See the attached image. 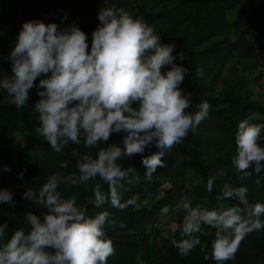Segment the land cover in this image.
I'll return each mask as SVG.
<instances>
[{"label":"clouds","instance_id":"9594fccd","mask_svg":"<svg viewBox=\"0 0 264 264\" xmlns=\"http://www.w3.org/2000/svg\"><path fill=\"white\" fill-rule=\"evenodd\" d=\"M98 21L89 40L78 23L61 27L43 19L27 20L7 57L11 74L0 75V90H6L9 103L21 108L29 104L30 90L36 88L35 132L54 151L62 152L69 143L88 149L101 146L96 154L85 151L79 156L77 171L52 172L38 192L27 187L23 197L46 211L37 214L30 206L24 213L28 227L16 229L6 241L8 221L0 223V264H107L114 245L106 225L116 222L109 219L107 209L90 215L88 204L100 207L110 202L120 209L134 205L136 197L122 201L121 190L135 168H125L121 159L155 146L158 151L142 156L144 177L151 181L158 166L165 165L162 157L209 115L207 101L197 111L189 110L191 98L182 87L189 69L183 54L175 52L174 40L164 41L144 17L115 3L101 6ZM197 75H203L202 68ZM113 134L121 137L119 142H110ZM262 140L264 122L248 117L239 121L232 165L241 180L257 174L258 186L264 179L259 175L264 172ZM68 166L69 161H61V169ZM2 169L11 171L6 164ZM92 180L93 195L86 203L77 202V192L65 195L61 190V185L87 186ZM216 180V175L208 178L207 191H213ZM248 192L247 185L225 182L217 200L238 202L213 208L193 205L189 196H182L175 205L184 213L182 238L174 241L180 254L188 256L201 243L198 233L208 225L216 229L211 259L216 264L235 259L245 236L264 230V201L250 203ZM0 203L14 207V192L0 188ZM170 211L168 205L160 208L162 216ZM120 226L124 227L122 222Z\"/></svg>","mask_w":264,"mask_h":264},{"label":"trees","instance_id":"16d2710c","mask_svg":"<svg viewBox=\"0 0 264 264\" xmlns=\"http://www.w3.org/2000/svg\"><path fill=\"white\" fill-rule=\"evenodd\" d=\"M135 8H131L128 0H12L14 12H0V75L11 74V62L7 59L16 41L23 22L30 19H43L46 23L56 22L61 27L78 23L88 33L96 28L98 12L101 6L107 7L115 3L123 7L133 16H142L161 33L164 41H175V52H181L189 71L185 74L182 85L185 94L191 98L190 111L195 112L202 101L210 105L209 115L178 144H175L162 159L164 167L158 166L151 181L144 177L146 171L142 164V156L150 155L158 149L153 146L143 154L132 158L124 157L121 163L125 168L134 167L122 181V201L136 197V203L124 209L113 207L106 202L100 207L88 204L90 215L107 209L110 220L116 223L107 224L106 232L112 239L114 253L107 259V264H216L211 259V242L215 231L211 226L202 225L204 233H198L201 243L194 247L188 256H182L174 241L182 238L181 229L170 233L166 238L158 239L153 226L159 221L160 208L164 205L175 206L182 194V186L168 178V172L177 167L188 169L202 181V191L210 204L209 208L217 207V196L225 177H230L233 185H247L250 203L264 201V179L258 186L254 181L255 173L243 180L233 165L232 157L236 153L235 132L240 120L248 117L254 123L264 122V104L253 99L244 81L230 82L221 85L223 70L233 54L241 59L255 57L258 53L257 42L264 37V0H134ZM236 11L235 18H228L230 10ZM67 19H62L63 16ZM232 33L235 37L232 38ZM175 54V53H174ZM180 62V61H178ZM203 69V75H197V69ZM37 78L36 83H39ZM39 97L36 88L30 90L29 104L16 108L9 103L6 90H0V188L5 187L7 176L12 171H3L2 166L14 165V132H21L26 141L40 155L25 161L22 168L27 187L39 191L47 177L57 170L64 172L77 171L79 156L85 151L96 154L98 148L88 149L83 144L69 143L62 152H56L42 136L35 132L39 126L38 113L34 105ZM120 136L113 134L110 142H119ZM264 144V140L260 141ZM62 160L69 161L66 169L60 168ZM21 171V172H22ZM221 173H223L221 175ZM216 175L213 191H207V180ZM261 177H264L262 172ZM170 179L174 182L168 189L160 188L162 181ZM95 180L87 186L61 185L65 195L78 193V203H86L93 195ZM108 191V185L103 184ZM230 204L237 203L227 199ZM37 214L46 211L43 207L15 204L10 206L0 203V223L8 221L5 241L20 227H28L24 213L29 210ZM184 215L180 211V218ZM123 223L124 227L120 224ZM3 241H0L2 243ZM142 250L143 261L137 259ZM141 253V252H140ZM209 256V259H205ZM225 264H264V230L253 231L241 241L235 259Z\"/></svg>","mask_w":264,"mask_h":264},{"label":"rangeland","instance_id":"374dc122","mask_svg":"<svg viewBox=\"0 0 264 264\" xmlns=\"http://www.w3.org/2000/svg\"><path fill=\"white\" fill-rule=\"evenodd\" d=\"M129 5L131 8H135V1L134 0H128ZM236 11L233 9L228 12V18L229 20H233L235 18ZM232 38L235 37V34L232 33ZM257 48H258V53L256 55L253 63V68L251 67L252 65L250 64V61H246L243 65L236 66L230 69L226 70V74L223 76L227 78L226 83L230 82H238V81H245L246 84H242L239 86L246 85L247 89L255 96V98L262 104H264V80L261 79L260 76V67L262 63L264 62V38L259 39L257 42ZM224 71V70H223ZM14 139V165L11 168V171L14 172L15 176L18 177V173L22 171V168L24 166L25 161H32L36 159L39 155L40 152L36 151L25 139L24 135L17 131L14 132L13 135ZM228 183L229 180H227ZM14 200L16 201V204L20 205H26L27 200L22 196L18 197L14 195ZM137 259L139 262L143 261L142 254L139 252L137 255Z\"/></svg>","mask_w":264,"mask_h":264},{"label":"crops","instance_id":"0c3cea01","mask_svg":"<svg viewBox=\"0 0 264 264\" xmlns=\"http://www.w3.org/2000/svg\"><path fill=\"white\" fill-rule=\"evenodd\" d=\"M0 4H2L5 7L4 13L10 14L14 12V4L12 0H0ZM261 38L263 39L264 37H261ZM255 57L241 59L238 56V54L231 55V57L229 58L224 68L222 78L220 80V84L223 86L228 84L226 83L227 78L223 77L226 74L227 69L236 67L237 65L241 67V65H243L246 61L248 62L250 61V64L252 65L251 67L253 68V63L255 60L253 58ZM252 97L253 99L257 100L253 94H252ZM163 176H166L168 178L175 180L177 185L182 186L183 190H182V194L179 196V200L181 199L182 196L187 195L192 199L193 205L197 203L210 204L207 201V196L204 195V191H202L201 179L198 177H195L191 170H188V169L185 170L183 168L177 167ZM227 180H229V182L232 183L230 177H225V181L223 182V184L227 182ZM222 204H230V203L226 200L216 201L217 207H219ZM168 206L171 209L170 213L167 216H162L160 214L159 221L156 223V225L155 226H153L152 224L149 225V231H152L153 227L156 229L154 234L158 239L168 237L171 233L170 232L171 225L180 218V211L177 212L175 210V206H170V205ZM140 252L142 254V250Z\"/></svg>","mask_w":264,"mask_h":264},{"label":"built area","instance_id":"2783aa9c","mask_svg":"<svg viewBox=\"0 0 264 264\" xmlns=\"http://www.w3.org/2000/svg\"><path fill=\"white\" fill-rule=\"evenodd\" d=\"M4 11H5V7L2 4H0V12H4ZM259 74L261 76V79L264 80V62L262 63V65L260 67V73ZM173 184H174V182L172 180L166 179V180L162 181L160 188L168 189V188H171L173 186ZM4 188H9L10 190H12L14 192V195L20 197L26 191L27 183H26L24 177L17 178V176H15V174H12V175L7 176V178L5 180V187ZM183 216L181 217V219H178L175 223H173L171 225V227H170L171 233H175L181 229L180 226L183 223Z\"/></svg>","mask_w":264,"mask_h":264}]
</instances>
